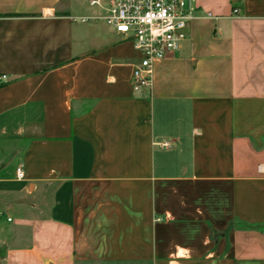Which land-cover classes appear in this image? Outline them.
<instances>
[{
  "label": "crops",
  "instance_id": "1",
  "mask_svg": "<svg viewBox=\"0 0 264 264\" xmlns=\"http://www.w3.org/2000/svg\"><path fill=\"white\" fill-rule=\"evenodd\" d=\"M73 2L0 0V264H264V0H196L141 92Z\"/></svg>",
  "mask_w": 264,
  "mask_h": 264
},
{
  "label": "built area",
  "instance_id": "2",
  "mask_svg": "<svg viewBox=\"0 0 264 264\" xmlns=\"http://www.w3.org/2000/svg\"><path fill=\"white\" fill-rule=\"evenodd\" d=\"M196 0H92L91 6L104 12L107 26L133 44L140 54L134 71V89L141 92L152 86L153 63L176 54L189 38ZM0 76V82L6 80ZM169 144H163L168 147ZM16 178L25 179L22 167ZM10 222L11 219L9 218Z\"/></svg>",
  "mask_w": 264,
  "mask_h": 264
},
{
  "label": "rangeland",
  "instance_id": "3",
  "mask_svg": "<svg viewBox=\"0 0 264 264\" xmlns=\"http://www.w3.org/2000/svg\"><path fill=\"white\" fill-rule=\"evenodd\" d=\"M91 1L92 0H74V2H73L74 8L81 13H86V14L92 15L98 11V8L91 6L90 5ZM107 29H108V27H107Z\"/></svg>",
  "mask_w": 264,
  "mask_h": 264
}]
</instances>
